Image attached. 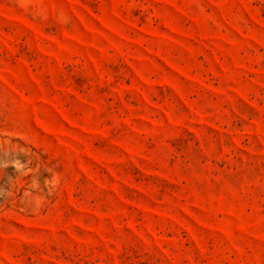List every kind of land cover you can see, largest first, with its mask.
<instances>
[{"label": "rangeland", "instance_id": "1", "mask_svg": "<svg viewBox=\"0 0 264 264\" xmlns=\"http://www.w3.org/2000/svg\"><path fill=\"white\" fill-rule=\"evenodd\" d=\"M0 264H264V0H0Z\"/></svg>", "mask_w": 264, "mask_h": 264}]
</instances>
